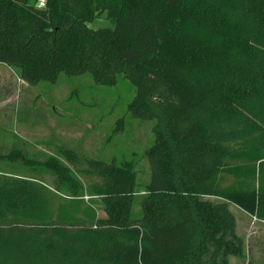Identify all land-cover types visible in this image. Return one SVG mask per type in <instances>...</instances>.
Segmentation results:
<instances>
[{
  "label": "trees",
  "instance_id": "16d2710c",
  "mask_svg": "<svg viewBox=\"0 0 264 264\" xmlns=\"http://www.w3.org/2000/svg\"><path fill=\"white\" fill-rule=\"evenodd\" d=\"M38 1L0 0V63L30 85L129 81V111L157 121L151 180L135 218L132 162L25 158L53 180L0 174V264L243 258L230 206L264 222V0Z\"/></svg>",
  "mask_w": 264,
  "mask_h": 264
},
{
  "label": "rangeland",
  "instance_id": "374dc122",
  "mask_svg": "<svg viewBox=\"0 0 264 264\" xmlns=\"http://www.w3.org/2000/svg\"><path fill=\"white\" fill-rule=\"evenodd\" d=\"M89 27L96 30L111 24L102 17ZM135 93L123 77L117 85L106 87L97 85L89 74L62 73L55 83L30 85L19 69L0 63V174L41 178L51 184L53 179L44 168L29 165L26 159L60 157L63 149L109 163L130 161L137 173L132 215L142 217L151 180L147 151L155 143L157 121L132 115L129 105ZM230 209L244 241V257H231L229 264H264V222L233 205ZM99 214L103 215L101 210Z\"/></svg>",
  "mask_w": 264,
  "mask_h": 264
},
{
  "label": "built area",
  "instance_id": "2783aa9c",
  "mask_svg": "<svg viewBox=\"0 0 264 264\" xmlns=\"http://www.w3.org/2000/svg\"><path fill=\"white\" fill-rule=\"evenodd\" d=\"M45 4H46V0H39L37 7L40 8V9L44 8ZM86 200H88V197H86Z\"/></svg>",
  "mask_w": 264,
  "mask_h": 264
}]
</instances>
